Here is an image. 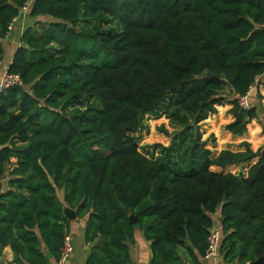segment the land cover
I'll use <instances>...</instances> for the list:
<instances>
[{
	"label": "trees",
	"instance_id": "obj_1",
	"mask_svg": "<svg viewBox=\"0 0 264 264\" xmlns=\"http://www.w3.org/2000/svg\"><path fill=\"white\" fill-rule=\"evenodd\" d=\"M28 1L0 0V58ZM28 13L35 24L7 66L21 84L0 92V255L8 246L9 264L58 261L68 207L85 221L84 264H133L136 228L149 264H183L180 249L202 264L216 212L222 260L261 257L264 140L212 151L196 128L222 106L231 134L258 118L237 97L264 93V0H31ZM97 16L119 29H77ZM161 103L193 121L149 157L133 134Z\"/></svg>",
	"mask_w": 264,
	"mask_h": 264
},
{
	"label": "rangeland",
	"instance_id": "obj_2",
	"mask_svg": "<svg viewBox=\"0 0 264 264\" xmlns=\"http://www.w3.org/2000/svg\"><path fill=\"white\" fill-rule=\"evenodd\" d=\"M94 28L99 30H118L119 26L116 22L108 20L104 16H97L80 20L79 27H77L82 34ZM83 45L88 47L86 41H84ZM262 89L263 87L261 88L260 86L259 95L253 90L250 96L249 106L256 107L258 118L253 119L247 125V133L244 136L233 135L225 130V124L231 121V115L228 112L229 106L218 107V112L215 115L199 124L196 129L201 134L200 141H205L206 148L218 151L221 148L234 147L242 140L249 141L252 147L259 146L263 142L264 134L260 124V119L264 116V93L261 91ZM223 93L228 94V90L226 89ZM192 121L190 116L184 114H180L178 118L175 117L173 110H169L166 103H161L154 110L144 112L141 116V126L133 134L139 151L149 157L160 155L162 148L168 147L174 138L177 141L186 132L184 131L185 127L191 125ZM228 169L232 171L240 170L239 167L235 166ZM138 231L136 228L134 239L128 241L129 248H133V242L139 239ZM179 251L181 255H184L182 249ZM185 264L187 263L185 262Z\"/></svg>",
	"mask_w": 264,
	"mask_h": 264
},
{
	"label": "crops",
	"instance_id": "obj_3",
	"mask_svg": "<svg viewBox=\"0 0 264 264\" xmlns=\"http://www.w3.org/2000/svg\"><path fill=\"white\" fill-rule=\"evenodd\" d=\"M30 5V4H29ZM29 8V6H28ZM36 18H31L27 11H21L20 14L13 20L11 30L9 31L8 37L4 38L2 41V46L4 50L3 56L0 58V75L3 71L7 70V66L11 62L14 51L16 47L20 45V37L22 33L31 26H34ZM32 23V25H31ZM264 82V74L261 76L260 81ZM255 120V119H254ZM247 133V131H246ZM234 135V134H233ZM237 135V136H244ZM235 167L241 168L242 165H236ZM232 171V170H231ZM235 172V171H232ZM238 172V171H236ZM7 177L1 180L0 194L4 191L6 187ZM213 226L220 229V215L216 212L212 215ZM84 219L75 218L71 220L69 234L72 239L73 252L65 261V264H84L85 259L90 251V245L84 242L83 231H84ZM136 230V229H135ZM139 230V229H138ZM139 236L135 242H133V248H129L130 256L133 264H149L151 252H150V242L145 240L141 230L138 231ZM136 236V235H135ZM181 254V253H180ZM184 257V262L190 264L189 260ZM14 259V254L11 249L7 246L3 249L0 255V264H9ZM51 264H57V261L50 260ZM202 264H235V263H225L222 260L221 255L218 254L212 259H201Z\"/></svg>",
	"mask_w": 264,
	"mask_h": 264
},
{
	"label": "built area",
	"instance_id": "obj_4",
	"mask_svg": "<svg viewBox=\"0 0 264 264\" xmlns=\"http://www.w3.org/2000/svg\"><path fill=\"white\" fill-rule=\"evenodd\" d=\"M31 0H29L26 5L23 7L21 11H27L28 6L30 4ZM13 21L9 24V31L11 30ZM9 31L6 33L5 38L8 37ZM21 84V78L19 74L16 73H9L7 70L3 71L0 75V92L4 91L8 87L17 86ZM254 89V86H251L249 90L243 94L239 95L237 97V101L240 107L242 108H248L249 107V96L252 90ZM221 239V232L220 229L212 226L209 229L208 235H207V247L203 254V259H212L218 254V247ZM60 256L57 261V264H65V261L67 258L72 254L73 252V244L72 239L69 233H66L63 236V241L60 246Z\"/></svg>",
	"mask_w": 264,
	"mask_h": 264
},
{
	"label": "water",
	"instance_id": "obj_5",
	"mask_svg": "<svg viewBox=\"0 0 264 264\" xmlns=\"http://www.w3.org/2000/svg\"><path fill=\"white\" fill-rule=\"evenodd\" d=\"M0 188H1V183H0ZM64 212H65V214H66V216H67V218H68L69 220H73V219L76 218V214H75V211H74V210H72V209L66 207V208L64 209ZM128 220H129V222H130L131 224H136L137 221H138V220H137V217H136L135 215H132V214H130V215L128 216ZM248 264H264V254H263L261 257H259L256 261L250 262V263H248Z\"/></svg>",
	"mask_w": 264,
	"mask_h": 264
}]
</instances>
